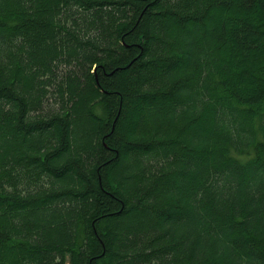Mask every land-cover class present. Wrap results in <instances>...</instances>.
Here are the masks:
<instances>
[{"label":"trees","instance_id":"trees-1","mask_svg":"<svg viewBox=\"0 0 264 264\" xmlns=\"http://www.w3.org/2000/svg\"><path fill=\"white\" fill-rule=\"evenodd\" d=\"M124 263L264 264V0H0V264Z\"/></svg>","mask_w":264,"mask_h":264},{"label":"rangeland","instance_id":"rangeland-1","mask_svg":"<svg viewBox=\"0 0 264 264\" xmlns=\"http://www.w3.org/2000/svg\"><path fill=\"white\" fill-rule=\"evenodd\" d=\"M49 131H50V130H47V132H49ZM113 224H114V223H113ZM142 225L146 226V223L143 222ZM119 234H120V236H121L122 238L126 236V233L123 232V231H120ZM129 239H133V238H132V237H129L128 240H129ZM124 264H125V263H124ZM132 264H136V263H132Z\"/></svg>","mask_w":264,"mask_h":264}]
</instances>
